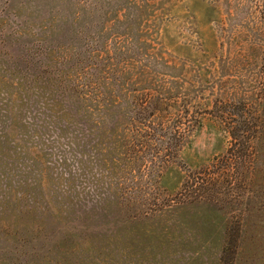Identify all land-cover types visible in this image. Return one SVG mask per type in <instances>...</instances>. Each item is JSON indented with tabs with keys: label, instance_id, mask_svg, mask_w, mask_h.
<instances>
[{
	"label": "rangeland",
	"instance_id": "obj_1",
	"mask_svg": "<svg viewBox=\"0 0 264 264\" xmlns=\"http://www.w3.org/2000/svg\"><path fill=\"white\" fill-rule=\"evenodd\" d=\"M0 264H264V0H0Z\"/></svg>",
	"mask_w": 264,
	"mask_h": 264
}]
</instances>
